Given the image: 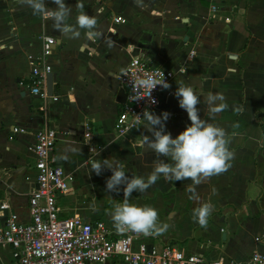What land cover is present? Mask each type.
Masks as SVG:
<instances>
[{
  "label": "crops",
  "instance_id": "crops-1",
  "mask_svg": "<svg viewBox=\"0 0 264 264\" xmlns=\"http://www.w3.org/2000/svg\"><path fill=\"white\" fill-rule=\"evenodd\" d=\"M77 2L65 0L72 8L71 24ZM80 2L88 14L99 13L102 38L88 40L84 30L79 39L61 37L51 21L33 15L29 7L0 0V204L6 201L21 222L31 220L29 194L37 186L33 144L39 129L51 127L59 134L57 160L75 176L74 191L58 198L60 217L103 220L116 230L111 212L123 203L125 186L119 192L107 191L112 171L96 175L92 165L104 159L119 161L129 177L146 178L157 160L164 159L144 143L145 135H152L144 128L145 120L128 136L114 129L124 104L117 101L119 77L130 59L143 51L151 65L175 72L171 88L153 110L171 114L165 131L175 137L191 123L174 95L177 82L202 93L197 105L202 119H209L203 97L223 93L229 107L212 122L227 130L235 158L227 172L196 187L198 199L189 198L190 179L169 182L163 176L146 193L133 192L131 202L154 206L159 221L170 225L164 234L138 242L177 246L210 261L245 260L255 251L264 253V0H142V6L135 0ZM46 4L56 7L52 0ZM214 4L220 6L216 19L211 17ZM116 16L126 21L115 22ZM229 16L231 21L224 20ZM46 35L56 39L49 62L58 101L33 95L29 87V55L41 52ZM236 123L239 127H233ZM87 131L92 138L85 137ZM206 202L214 210L207 226L201 227L193 211ZM6 213L0 211V230ZM0 264H17L10 246L0 244ZM108 264L125 263L114 257Z\"/></svg>",
  "mask_w": 264,
  "mask_h": 264
},
{
  "label": "built area",
  "instance_id": "built-area-1",
  "mask_svg": "<svg viewBox=\"0 0 264 264\" xmlns=\"http://www.w3.org/2000/svg\"><path fill=\"white\" fill-rule=\"evenodd\" d=\"M211 10L212 19H216L220 6L214 4ZM224 20L229 22L231 18L225 17ZM114 21L123 23L126 20L116 16ZM55 42L53 36L46 35L41 52L37 56L29 55V87L33 95L58 101L59 96H49L47 92V75L53 69L49 59ZM148 76L157 80L165 77L170 83L175 72L151 65L148 54L143 51L130 59L119 77L122 88L127 92V100L114 124L120 136H128L142 124L146 108L153 111L160 105L166 89L158 85L148 97V89L134 87L136 78ZM137 97L143 98L136 100ZM152 99L156 103H151ZM85 137L92 138V133L85 132ZM58 139V132L51 127H43L36 133L33 151L36 155L37 186L30 192L28 200L31 220L21 222L6 201L0 204V211L7 212L5 224L0 230V244L10 246L17 264H108L114 257L121 258L125 264H264V253L260 251H255L245 260L219 258L210 261L203 254L186 253L177 246L166 244L159 248L138 242L145 236L133 232L119 234L103 220L90 222L79 216L61 218L58 198L61 194L74 191L75 176L57 160ZM95 148L93 144L89 147L91 151Z\"/></svg>",
  "mask_w": 264,
  "mask_h": 264
},
{
  "label": "clouds",
  "instance_id": "clouds-1",
  "mask_svg": "<svg viewBox=\"0 0 264 264\" xmlns=\"http://www.w3.org/2000/svg\"><path fill=\"white\" fill-rule=\"evenodd\" d=\"M135 2L137 6H142V0ZM17 3L29 7L33 15L41 17L42 20L51 21V27L59 31L61 37L79 39L81 30H84L88 40L102 38V33L98 30L99 13L88 14L80 0L75 5L77 9L75 24L69 23L72 8L65 0H52L56 5L54 8L48 7L46 0H17ZM133 84L136 89H148L150 92L148 97H151L152 91L158 85L162 89L171 88L165 77L159 80L151 76L136 78ZM177 85L174 95L179 100V106L187 112L191 123L173 137L171 132L165 131L166 121L171 115L168 111H164L162 115H157L147 108L143 111L142 117L147 122L144 128L152 134L151 137L145 135L144 143L157 157L164 158L157 160L153 171L146 178L136 175L129 177L124 171V165L119 161L104 159L92 165V172L94 171L96 175H101L105 169L112 171L106 182L107 191L119 192L120 186H125L123 203L115 204L111 212L113 226L119 234L133 232L138 236H159L170 226L159 221V213L154 206L131 202L133 192L146 193L163 176L169 182L190 179L191 184L187 190L193 195L189 198L198 199L195 194L197 186L207 178L227 172L232 166L231 161L234 160L235 153L229 147V134L225 128L212 122L217 114L229 107L226 96L217 92L203 97L209 119H202L199 115L200 109L197 107L202 102L200 99L202 93H198L191 84H185L183 81L177 82ZM142 98L137 97L136 100ZM151 103L156 101L152 99ZM235 111L240 112L241 109L236 108ZM233 127H239V124L236 123ZM92 210L96 211L95 208ZM213 210L214 205L211 202L203 203L194 209V221L201 227H206Z\"/></svg>",
  "mask_w": 264,
  "mask_h": 264
},
{
  "label": "water",
  "instance_id": "water-1",
  "mask_svg": "<svg viewBox=\"0 0 264 264\" xmlns=\"http://www.w3.org/2000/svg\"><path fill=\"white\" fill-rule=\"evenodd\" d=\"M47 92H48L49 96H53L54 95V75H53L52 72H50L47 75ZM126 100H127V92L125 91L124 88H122L119 91L117 101L120 102V103H125Z\"/></svg>",
  "mask_w": 264,
  "mask_h": 264
}]
</instances>
